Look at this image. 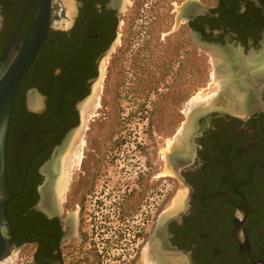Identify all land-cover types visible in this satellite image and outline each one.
<instances>
[{
  "label": "flooded vegetation",
  "instance_id": "af4514ba",
  "mask_svg": "<svg viewBox=\"0 0 264 264\" xmlns=\"http://www.w3.org/2000/svg\"><path fill=\"white\" fill-rule=\"evenodd\" d=\"M37 2L0 0V59ZM184 36L218 91L178 134ZM134 103L149 119L176 107L169 151L88 136L93 105L123 120ZM4 162L9 242L26 264H264V0H49ZM168 177L184 194L174 213Z\"/></svg>",
  "mask_w": 264,
  "mask_h": 264
},
{
  "label": "rangeland",
  "instance_id": "374dc122",
  "mask_svg": "<svg viewBox=\"0 0 264 264\" xmlns=\"http://www.w3.org/2000/svg\"><path fill=\"white\" fill-rule=\"evenodd\" d=\"M181 42V48H179V125L175 116L176 107L170 105H167L165 113L158 112L157 117L153 119H149V108L145 105L138 103L124 105L122 110L125 113V119L123 120L93 116L100 113L97 105H93L89 112L90 119L86 123V126L90 128L87 131L88 136L94 140L101 138V145H119L117 142H120L122 146L143 147L141 144H144L145 147L152 148L153 155L156 153L161 155L165 148L166 151L170 150L173 145L171 136L175 133L177 125L179 126L178 134H180L183 128L180 127L181 122L185 123V116L196 106L210 107L213 103V93L218 91V80L213 78L210 59L193 48L185 36ZM132 136L135 137L133 140ZM120 163L123 164V161ZM124 164L128 167L130 165L127 161ZM166 174L175 176L170 170ZM166 179L168 180V209H170L168 211L174 213L182 206L180 204L179 207V203L183 202L184 194L180 192L181 189L173 177ZM179 195H181L180 198Z\"/></svg>",
  "mask_w": 264,
  "mask_h": 264
},
{
  "label": "water",
  "instance_id": "95a60500",
  "mask_svg": "<svg viewBox=\"0 0 264 264\" xmlns=\"http://www.w3.org/2000/svg\"><path fill=\"white\" fill-rule=\"evenodd\" d=\"M48 23L49 0H38L24 39L18 42L12 37L0 59V260L16 252L9 242L10 228L4 214L10 198L5 184L4 158L11 104L21 78L46 40Z\"/></svg>",
  "mask_w": 264,
  "mask_h": 264
},
{
  "label": "built area",
  "instance_id": "2783aa9c",
  "mask_svg": "<svg viewBox=\"0 0 264 264\" xmlns=\"http://www.w3.org/2000/svg\"><path fill=\"white\" fill-rule=\"evenodd\" d=\"M0 264H26L23 259H21L17 252L10 254L4 259L0 260Z\"/></svg>",
  "mask_w": 264,
  "mask_h": 264
},
{
  "label": "bare ground",
  "instance_id": "6f19581e",
  "mask_svg": "<svg viewBox=\"0 0 264 264\" xmlns=\"http://www.w3.org/2000/svg\"><path fill=\"white\" fill-rule=\"evenodd\" d=\"M191 114H193V113H191ZM191 114H190V116H192ZM189 118H190V117H189ZM192 118H193V117H192ZM191 120H192V119H191ZM189 123H190V122H189ZM190 124H191V123H190ZM190 124H189V125H190ZM185 139H186V138H185ZM182 140H183V139H182ZM182 203H183V202H182ZM182 203H179V207L181 206L180 204H182Z\"/></svg>",
  "mask_w": 264,
  "mask_h": 264
}]
</instances>
